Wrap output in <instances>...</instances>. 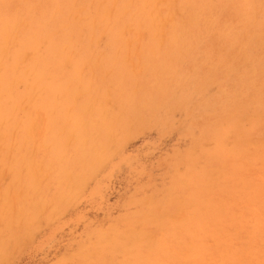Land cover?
Segmentation results:
<instances>
[{"label":"rangeland","instance_id":"obj_1","mask_svg":"<svg viewBox=\"0 0 264 264\" xmlns=\"http://www.w3.org/2000/svg\"><path fill=\"white\" fill-rule=\"evenodd\" d=\"M0 264H264V0H0Z\"/></svg>","mask_w":264,"mask_h":264}]
</instances>
